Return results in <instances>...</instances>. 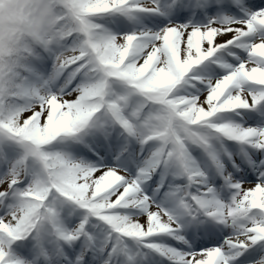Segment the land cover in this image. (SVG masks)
<instances>
[{
  "label": "snow or ice",
  "instance_id": "obj_1",
  "mask_svg": "<svg viewBox=\"0 0 264 264\" xmlns=\"http://www.w3.org/2000/svg\"><path fill=\"white\" fill-rule=\"evenodd\" d=\"M0 264H264V0H0Z\"/></svg>",
  "mask_w": 264,
  "mask_h": 264
}]
</instances>
